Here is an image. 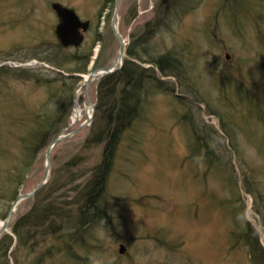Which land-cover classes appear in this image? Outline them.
<instances>
[{"label": "rangeland", "instance_id": "1", "mask_svg": "<svg viewBox=\"0 0 264 264\" xmlns=\"http://www.w3.org/2000/svg\"><path fill=\"white\" fill-rule=\"evenodd\" d=\"M53 1L92 22L80 47L57 46ZM107 2L0 0V208L9 209L16 191L33 190L44 176L47 147L32 162L23 152L33 117L61 115L60 130L71 122L83 77L70 95L60 93L53 58L72 67L82 64L74 54L89 53L81 71L88 74L117 54L111 21L118 0ZM133 7L142 15L130 17ZM158 18V30L141 45L145 22ZM117 23L146 58L144 48L155 55L170 50L185 70L162 75L144 63L161 82L149 84L141 112L122 134L101 195L105 216L90 226L81 225V203L71 199L92 183L103 145L83 146L88 126L54 146L46 186L20 202L15 217L29 214L50 187H59L53 195L68 216L50 223L58 231L38 228L46 234L15 242L8 264H257L246 224L264 245V0H122ZM97 83L90 86L93 103ZM78 100L85 110L84 87Z\"/></svg>", "mask_w": 264, "mask_h": 264}, {"label": "trees", "instance_id": "2", "mask_svg": "<svg viewBox=\"0 0 264 264\" xmlns=\"http://www.w3.org/2000/svg\"><path fill=\"white\" fill-rule=\"evenodd\" d=\"M173 6L171 5L169 11H166V22L168 17L171 16V8ZM161 8L164 10V7ZM161 19V21L164 20V18ZM160 25L159 18L153 25L152 22H149L146 31L137 39V42L144 45L150 39L151 34L158 30ZM57 46L60 48V45ZM144 51L150 54L149 57L146 58V54L140 53L137 50V46H135V42L132 41L127 47L128 57L122 68L104 75L98 81L96 112L92 125L90 126L89 135L85 139L83 146L92 147L103 145L101 153L102 161L94 167L92 183L86 189H81L79 194L71 199L74 203H81L78 214L82 226H90L91 223L105 216L101 204V195L105 188L108 172L113 164L115 150L122 138L123 132L135 121L141 112L145 100V92L149 88V84L151 82L153 83V81L155 82L157 79L161 82L160 78L150 72V67L143 66L137 60L152 63L159 68L162 75H179L185 70L182 58L170 50L157 55L153 54L150 47L144 48ZM84 56L87 57L81 65H73L72 67L71 65H66L67 62L63 59H57L56 57L53 58V62L61 69L83 71L86 70L88 55L76 53L72 56L73 62ZM39 79L38 77L37 80ZM52 81L62 84L58 89L62 94H71L74 90L75 83L78 82L77 78L66 76L61 72ZM158 87L165 89L166 92H175L171 88H162L160 84H158ZM57 96H59V93ZM60 116L42 114L33 117L34 119L30 124L28 133L22 139V145L24 146L23 152L25 154L28 153V157L31 156L26 161L32 162L36 154L43 147H47L50 140L58 133L60 130L58 121L59 123L61 122L59 119ZM79 159L80 157H75V159L68 161L67 164H75V160ZM25 167L27 170V165ZM17 176L18 179H22L23 171ZM57 188L50 187L51 190L48 191L40 204L33 207L29 214L17 216L14 219L11 229L16 238L10 233H5L0 238V264L9 263L8 256L14 241H17L18 246L19 239L22 242L21 240L31 239L36 234H46V231L51 233L60 230L59 225L50 224L55 219L58 220L62 216H67L63 207L61 205L59 207L57 204L59 199L53 195ZM248 190L253 192L251 187H248ZM17 194L18 191L13 195V199ZM7 213L8 206L0 208V219H4ZM47 226L46 231L45 229H38ZM246 232L247 240L252 248L251 256L253 261L255 260L257 264H264V245L260 242L258 235L255 234L254 228L249 221L246 224Z\"/></svg>", "mask_w": 264, "mask_h": 264}, {"label": "water", "instance_id": "3", "mask_svg": "<svg viewBox=\"0 0 264 264\" xmlns=\"http://www.w3.org/2000/svg\"><path fill=\"white\" fill-rule=\"evenodd\" d=\"M120 3H121V0H119L118 6L115 10V13H114V16L112 19L113 30L115 31V34L120 41L119 52L108 65H106L104 67H99V68L93 69L84 82V84L86 85L88 103H89V105L93 106V114L88 115L87 119L84 122H82L76 129H74L68 133H64V130H65V128H64L51 140V142L47 148V151H46V163H45V172H44L43 179L35 187V189H33L32 191L27 192V193H20L15 198V200L13 201L12 206L8 212L7 217L5 218V220L2 222V224L0 226V235H2L5 231L8 230V228H9V226H10V224L14 218V214H15L17 204L21 200L36 194L39 190L42 189V187L47 182L48 176L50 173V168H51L50 156H51V152H52L53 147L59 141L71 137L78 130H80L83 127L89 126L92 123L93 115L95 113L96 107H95V103H92L91 99H90V83L95 78V75L100 73L99 77H101L106 73L114 72V71H116L122 67V65L124 63L125 56H126V40L123 37V35L120 33V31L116 28V17L118 14ZM52 7L56 10V12L60 18V21L56 26V33H57V36H58L61 44L63 46H70V45H76L77 46V45H79L83 41V38H84V35L81 32V28L86 30L88 28L90 22L88 20L83 21L74 8L66 6V5L62 4L61 2H58V1L53 2ZM78 75L82 76V74H78ZM71 125H72V123L69 124L67 127H70ZM124 250H125V246L123 244H121L120 245V252H123Z\"/></svg>", "mask_w": 264, "mask_h": 264}, {"label": "bare ground", "instance_id": "4", "mask_svg": "<svg viewBox=\"0 0 264 264\" xmlns=\"http://www.w3.org/2000/svg\"><path fill=\"white\" fill-rule=\"evenodd\" d=\"M87 77H88V74H84V79ZM84 79L82 81H85ZM81 92H82V87L80 86L76 89V98L74 101L73 113L71 116V121L74 123L79 121L82 118L84 112L87 113V115L92 113V107L85 105L86 107L84 110L82 106L80 105L78 98L81 95Z\"/></svg>", "mask_w": 264, "mask_h": 264}, {"label": "flooded vegetation", "instance_id": "5", "mask_svg": "<svg viewBox=\"0 0 264 264\" xmlns=\"http://www.w3.org/2000/svg\"><path fill=\"white\" fill-rule=\"evenodd\" d=\"M111 1L112 0H108V2H107V4H109V3H111ZM118 2H119V0H118ZM118 2H117V4H118ZM121 2H122V0H121ZM120 6H121V3H120ZM128 15H130V17H132V18H136L137 16H139V15H142V11H137L134 7L128 12ZM151 21V19H149V20H147L146 22H145V28L148 26V23ZM112 22V21H111ZM92 26V22H90V26H89V28H88V30H86L85 31V36H86V32L87 31H89V29H90V27ZM100 29V28H99Z\"/></svg>", "mask_w": 264, "mask_h": 264}]
</instances>
